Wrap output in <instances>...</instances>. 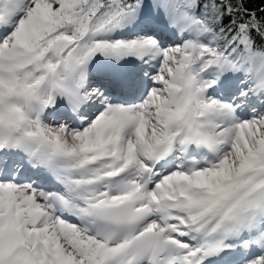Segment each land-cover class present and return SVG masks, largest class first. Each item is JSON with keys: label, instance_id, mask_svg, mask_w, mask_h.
<instances>
[{"label": "snow or ice", "instance_id": "obj_1", "mask_svg": "<svg viewBox=\"0 0 264 264\" xmlns=\"http://www.w3.org/2000/svg\"><path fill=\"white\" fill-rule=\"evenodd\" d=\"M0 264H264V0H0Z\"/></svg>", "mask_w": 264, "mask_h": 264}]
</instances>
